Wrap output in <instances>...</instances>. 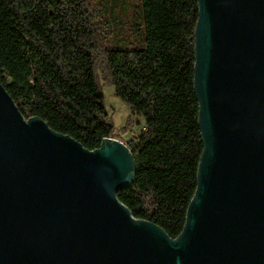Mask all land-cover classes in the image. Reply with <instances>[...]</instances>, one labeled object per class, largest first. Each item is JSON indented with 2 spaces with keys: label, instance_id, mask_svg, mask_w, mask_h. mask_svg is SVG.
Listing matches in <instances>:
<instances>
[{
  "label": "water",
  "instance_id": "water-1",
  "mask_svg": "<svg viewBox=\"0 0 264 264\" xmlns=\"http://www.w3.org/2000/svg\"><path fill=\"white\" fill-rule=\"evenodd\" d=\"M202 153L171 239L117 199L135 177L114 138L88 151L0 82V264H264V0H196Z\"/></svg>",
  "mask_w": 264,
  "mask_h": 264
},
{
  "label": "trees",
  "instance_id": "trees-1",
  "mask_svg": "<svg viewBox=\"0 0 264 264\" xmlns=\"http://www.w3.org/2000/svg\"><path fill=\"white\" fill-rule=\"evenodd\" d=\"M196 0H0V82L88 151L113 137L102 87L141 119L124 144L135 162L117 199L176 239L203 149L193 89ZM115 41L116 47L110 46Z\"/></svg>",
  "mask_w": 264,
  "mask_h": 264
},
{
  "label": "rangeland",
  "instance_id": "rangeland-1",
  "mask_svg": "<svg viewBox=\"0 0 264 264\" xmlns=\"http://www.w3.org/2000/svg\"><path fill=\"white\" fill-rule=\"evenodd\" d=\"M110 46L116 47L115 41L110 43ZM104 107L108 116V120L113 124V137L117 141L125 143L126 141L137 136L140 131L141 119L138 116L130 117L129 107L122 101H120L113 92L111 85H104L102 87Z\"/></svg>",
  "mask_w": 264,
  "mask_h": 264
}]
</instances>
